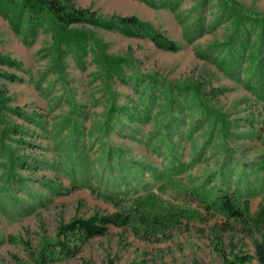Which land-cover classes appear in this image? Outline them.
Instances as JSON below:
<instances>
[{
	"label": "rangeland",
	"instance_id": "obj_1",
	"mask_svg": "<svg viewBox=\"0 0 264 264\" xmlns=\"http://www.w3.org/2000/svg\"><path fill=\"white\" fill-rule=\"evenodd\" d=\"M73 1L101 20L135 16L176 43L178 50L159 49L148 37L128 36L116 28L87 26L95 48L122 59L120 72L110 74L88 45L85 51L56 45L48 22L0 15V54L19 64L1 68L18 80L0 79V264H40L47 254L52 259L47 264H223L220 253L229 255L232 248L253 255L254 238L236 225L224 232V220L208 215L206 221H184L150 238L129 228L110 227L105 236L83 243L72 258L52 253L61 225L116 211L97 193L104 190L99 177L109 176L114 167L107 152L118 149L126 163L161 170L167 147L161 144L159 151L157 146L163 136L176 145L180 161L190 165L176 177L184 185L187 175L204 177L226 164L235 170L232 190H245V184L236 182L240 175L249 177L256 193L250 214L264 208V100L248 87L258 80L264 97V54L256 73L246 59L256 54L260 30L246 23L236 31L235 17L223 10L220 0ZM228 1L246 13L264 16V0ZM231 40L237 56L232 66L223 67L219 61L229 51L223 45ZM132 70L169 85L197 86L201 97L224 116L225 126L213 118L193 124L191 100L173 93L171 105L180 118L166 129L171 100L159 86L152 93L146 121L143 83L127 80ZM111 105L136 109L134 123L128 126L125 116L120 121L110 118ZM69 167L79 175L76 183L66 174ZM144 175L158 193L159 182ZM159 197L174 201L170 192Z\"/></svg>",
	"mask_w": 264,
	"mask_h": 264
},
{
	"label": "trees",
	"instance_id": "obj_2",
	"mask_svg": "<svg viewBox=\"0 0 264 264\" xmlns=\"http://www.w3.org/2000/svg\"><path fill=\"white\" fill-rule=\"evenodd\" d=\"M219 2L222 4L223 10L235 17L236 31L240 25L246 23L260 30L258 34L260 45L254 51L256 54L253 53L246 57L251 63L253 72L256 73L260 64L259 56L261 53L264 54V16L246 13L228 0H220ZM8 13L18 20H22L24 15H28L29 20H34L37 23L48 22L53 28L56 45L60 44L78 51H85L88 45L89 50L95 54L96 58H99V62L110 74L120 72L122 59L107 57L95 48L92 35L86 29L87 26L103 29L116 28L128 36L148 37L159 49L170 52L178 50L176 43L154 31L148 23H143L135 16H112L107 20H101L93 11L78 7L73 0H0V15L7 16ZM236 36L240 47L243 48V42H240L242 38L239 35ZM232 43L233 40L223 45L229 50L227 55L219 61L223 67L232 66L231 63L237 56V51L233 48ZM242 58L245 57L241 55L240 59ZM4 67L18 68L19 64L0 54V79L4 78L11 82L18 80L16 75L3 71L1 68ZM132 78H135V85L137 86L143 83L142 95L147 98V105L143 112V118L146 121L150 118L152 93L156 86H159L171 100L167 110L166 129L174 126L179 120L177 118H180L179 115L175 117V110L171 105L174 102L171 99L173 93L185 100H191L192 110L196 113L193 124H196L197 121L213 118L215 122L225 126L224 116L217 113L201 97L197 86L169 85L152 75H140L135 70L131 71L127 80L130 81ZM257 84L258 80L248 87L256 98L264 100L262 87ZM1 92L0 86V94ZM110 107L108 109L109 117L120 121V117L125 116L128 126L134 123L137 118L136 109L114 107L113 105ZM15 112L20 117L25 116V113L17 110ZM15 133L17 134L18 131ZM164 143L167 148L164 153L165 164L161 170L144 163H126L120 159L122 155L118 149L108 151L107 155L113 161L114 167L110 169L109 176L103 177L101 175L99 177L101 181L103 178L101 185L104 190L97 193L100 198L110 203L116 211L112 214H95L88 218H73L69 223L61 225L57 232L58 241L54 243L56 249L52 253L56 252L58 258H72L80 252V246L83 243L93 238L105 236L110 227L129 228L136 235L150 238L164 234L166 230L179 226L184 221H206L208 215L219 216L224 220V232L231 230L236 225L239 226L243 234L254 238L252 241L253 255L241 251L235 252V249L232 248L229 255L225 252L220 253L223 264H250L253 260L258 264H264V208L255 215L250 214V200L256 193L251 188L248 175H240L236 182L238 186L242 183L245 184V190L239 188L232 190L233 184L230 177L235 174V170L228 169L225 164L223 169L209 173L204 177L187 175V183L184 185L183 181L176 179V177L190 165L181 162L180 156L175 155L176 145L170 143L166 136L160 140L157 150L160 151L161 144ZM227 149L228 147H225L224 150ZM198 154L200 153L197 152L196 156ZM261 168L264 169V164ZM66 170V174L70 175L72 183H76V176H79L77 171L72 167ZM145 173L149 174L150 180L159 182L160 185L156 189L158 193L150 189L151 184L146 181ZM12 178L14 176L11 175L9 180ZM50 188L51 192L57 194L56 189ZM64 191H68V189H64ZM167 192H170L174 201L161 200L159 195ZM183 201L189 206L182 205L181 202ZM256 234L259 235V238H255ZM48 256L49 254L43 255L40 264L50 262L52 259ZM107 264H112V262Z\"/></svg>",
	"mask_w": 264,
	"mask_h": 264
}]
</instances>
